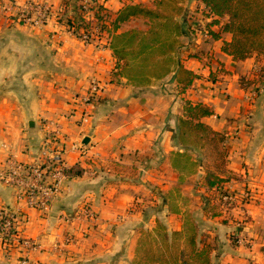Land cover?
Segmentation results:
<instances>
[{"label": "crops", "instance_id": "obj_1", "mask_svg": "<svg viewBox=\"0 0 264 264\" xmlns=\"http://www.w3.org/2000/svg\"><path fill=\"white\" fill-rule=\"evenodd\" d=\"M210 19L203 20L205 25ZM204 32L190 45L195 54L180 59L196 74L187 95L178 94V64L160 79L161 86L136 85L116 69L113 73L117 59L110 44L94 52L64 31L58 44L46 35L32 40L47 44L50 52L43 55L22 52V40L0 37V211L24 218L21 235L40 245L32 254L35 260L132 264L145 230L161 222L168 236L184 230V219L195 211L181 206L176 186L184 173L173 163L177 152H184L176 132L186 97L207 103L214 114L202 121L225 134L224 164L217 174L223 181L212 190H225L232 200L220 214L205 218L198 231L209 250L208 264H264V58L254 53L235 60L222 50L230 33L215 39L207 27ZM92 77L103 88L96 100L86 102ZM57 130L69 177L44 217L17 203L15 188L2 174L10 160L32 162L50 155L47 137ZM194 171L183 178L188 196L207 174L202 162ZM150 187H156L152 197ZM84 204L93 206L96 221L76 218ZM20 255L15 244L6 246L0 238V264H13Z\"/></svg>", "mask_w": 264, "mask_h": 264}, {"label": "rangeland", "instance_id": "obj_2", "mask_svg": "<svg viewBox=\"0 0 264 264\" xmlns=\"http://www.w3.org/2000/svg\"><path fill=\"white\" fill-rule=\"evenodd\" d=\"M97 1V2H96ZM123 1V2H122ZM0 0V37L8 36L9 40H22L20 44V50L24 53H30L33 50L43 53L50 52L47 48V44L44 46L40 42L36 45L32 43V40L42 41L47 38L54 40L56 44L60 41L61 32L68 31L69 34L84 46L92 45V49L95 52L96 48L110 44L113 34L114 25L113 20L116 15L121 11L123 7L128 4L138 3L142 6L152 8L160 13V17L154 14H140L131 18L130 21L121 24V31L136 29L139 32V36L136 39L135 44L129 46L131 49L130 54L127 55V59L133 58L142 50L141 34L147 33L146 40L143 44H151L153 48L143 53L142 60L134 61L133 63H139L132 70L135 75L144 77H150L151 84L161 86L160 79L164 78L167 74L176 69V63L183 58V55L193 56L195 53L190 50V45L194 43V38L197 33L205 34L204 28L207 27L204 21L209 17L208 10L202 6L200 0ZM160 3V4H159ZM125 4V5H124ZM44 7L46 9H44ZM119 10V11H118ZM116 11H118L116 13ZM96 13H99V17H96ZM223 20H226L225 18ZM86 21L89 24V30L85 26L82 27ZM107 21V22H104ZM203 21V22H202ZM182 23V33L177 34V30L174 23ZM159 25L161 28H159ZM7 27L11 29V32L6 34L1 30V27ZM81 26V27H79ZM149 30L151 32H149ZM156 31V32H155ZM202 31L203 33H200ZM71 32V33H70ZM88 32L90 36L86 41L82 38V33ZM164 41L163 44L159 42L155 43L156 39ZM30 39V41H28ZM126 37L117 41V45L123 44ZM89 44V45H88ZM62 45V44H60ZM94 46V47H93ZM111 47V46H110ZM185 47V48H184ZM190 50V51H189ZM53 51V49L51 50ZM55 51V50H54ZM264 58V52H260ZM259 55V54H258ZM170 58V59H169ZM262 58V59H263ZM187 60V59H186ZM125 63L126 60H123ZM118 63V62H117ZM117 63L114 66L113 73L116 71L125 75L127 70L124 68V64L121 62V68L117 67ZM264 71V65L261 66ZM116 69V71H115ZM118 69V70H117ZM123 69V70H122ZM126 70V71H125ZM125 71V72H124ZM140 73V74H138ZM113 76V74H112ZM91 79V78H90ZM138 78L136 81L141 82ZM249 81V80H248ZM132 84V83H131ZM179 95L186 94L185 91H181V86H178ZM177 94V93H176ZM184 101L182 102V104ZM197 134L194 130H188L186 134V145L182 146L184 152L182 153L186 157L180 159L176 155L175 162L179 164L185 176H189L195 172L196 163L202 162L207 173L209 172L211 177L221 174L224 148L219 136H211L212 134L205 135L201 130ZM177 135L180 134L179 123L177 127ZM205 135L204 139L198 137ZM220 135H225L220 133ZM179 153V152H177ZM197 153V156H196ZM197 159L194 161L193 159ZM138 175V174H137ZM204 175V176H203ZM202 178L196 183L197 189H194V196H188L189 186L185 179H180V183L176 186V189L181 193L182 208L188 210L194 209V216L188 215L184 219V230L177 232L174 235L166 237L164 229L166 228L163 222L158 223L152 229L145 230L146 235H142L138 250L135 252V259L132 264H158L156 258L160 263L173 264L174 258L178 264H187V258L191 264H207L205 258L208 259L209 250H205L197 256H194V244L191 243V237H195L196 247L206 248L205 243L200 240L198 231L206 225L205 218L220 214L221 210L228 207L232 200V195L225 190L213 189L218 182L209 181L211 177H206V174L201 175ZM186 182V183H184ZM174 188V193L177 190ZM152 190L155 192L156 187L149 188V196L152 197ZM212 190V191H210ZM173 189L165 191L163 197L171 195ZM179 193H177L179 195ZM224 193L230 194V200L223 199ZM186 199V200H185ZM189 199V200H188ZM167 204V200L165 202ZM170 210L169 207L165 209ZM191 213V212H190ZM97 215V214H96ZM91 223V222H90ZM195 235V236H194ZM167 245H171L170 249ZM192 253V254H191ZM192 256H191V255ZM201 257V258H200ZM159 263V264H160ZM228 264H235L228 262ZM249 264V263H246Z\"/></svg>", "mask_w": 264, "mask_h": 264}, {"label": "trees", "instance_id": "obj_3", "mask_svg": "<svg viewBox=\"0 0 264 264\" xmlns=\"http://www.w3.org/2000/svg\"><path fill=\"white\" fill-rule=\"evenodd\" d=\"M201 2L208 10L209 17H211L210 21L207 23L208 33L215 39L222 38L223 33H230L232 36L231 40H224V44L222 46V50L224 52L233 56L235 60H244L252 56L254 53L261 54L260 52H264V0H201ZM98 14L99 13H96V17L100 19L101 17H99L100 15ZM140 14H154L158 17L161 16L158 11L153 10L149 7L142 6L138 3L126 5L121 9V11L116 15V18L112 21L114 25V33L111 37L110 46L113 50L114 56L117 59L118 68H121L122 66H120V63H123V60H126L123 64L124 68L127 70V73H125V75L130 80V83L136 85H148L151 84L150 77L140 76L142 75L140 73H138L140 75H135L134 73H132V70L135 68V66L139 64L133 62L142 60L144 58L142 54L144 52H149L153 48L151 44H143V41L146 40L148 32L141 34V52L132 55L133 58L128 60L127 55L130 54L131 51V49H129L128 47L135 44L136 39L139 36V32L136 31V29L121 31V24L130 21L131 18H134L135 16ZM224 18L226 20H223ZM103 19L104 18H101V20ZM84 24L85 25H82V27L85 26L86 29L89 30V24H87L86 21H84ZM174 26L177 30L176 32L178 35L182 33V23L175 22ZM213 26H218V30H214L212 28ZM159 28H161L160 25ZM149 32L151 31L149 30ZM124 37H126V39L123 44L117 45V41L121 40ZM156 42H159L160 44L164 43L161 38H157L155 40V43ZM176 64H178L176 78L178 81V85L181 86V91L183 92L185 91L184 89H187L193 83L196 74L193 72V70L186 68L180 61H178ZM138 78L143 79H141V82H138L136 81ZM183 101L184 113L179 118V140L182 146L186 145V134L188 130H194L196 136L200 133L199 131L201 130L205 135H207L208 133L212 134L211 136L213 137L219 136V140L221 141L223 139V137L220 135L221 132L214 130L210 125L202 121V118L214 114L213 109L203 101H194L186 97H183ZM205 135L198 137V140L204 139ZM176 155L184 156L182 155V153H177ZM199 163H196V165H198ZM173 164L174 166L179 167V164L176 163L175 160ZM206 177L207 179L208 177H211L210 173H207ZM209 181L213 183L216 181L218 182L217 184H219L221 181H223V179L219 176H213V178ZM166 229L167 227L164 229V235L169 238ZM176 233L177 232H174L173 235ZM194 238L195 237H191V243L194 244V251L192 249L194 256H197L203 251L205 253V250L207 251V247L205 246L206 248L201 249L197 248L195 244L196 239ZM170 247L171 245H167V248L170 249ZM208 259L205 258L204 261L207 264L210 262V260ZM177 260V258H174L173 264H178L176 262ZM186 260L188 261L187 264H191L188 258ZM156 261L158 264L162 262L158 258H156Z\"/></svg>", "mask_w": 264, "mask_h": 264}, {"label": "built area", "instance_id": "obj_4", "mask_svg": "<svg viewBox=\"0 0 264 264\" xmlns=\"http://www.w3.org/2000/svg\"><path fill=\"white\" fill-rule=\"evenodd\" d=\"M88 36H90L88 32L82 33L84 41L88 39ZM102 88L101 81L92 77L89 80V91L85 101L96 100ZM83 121L88 122V117L84 115ZM59 135L57 130L47 137V146L52 148L50 155L32 162L10 160L2 174V177L15 188L17 203L38 209L44 217L50 214L69 177L59 145ZM224 194L223 199L230 200V194ZM96 214L91 204H84L76 214V218L90 223L96 221ZM18 216V213L9 210L0 211V238L6 246L15 244L21 253L13 264H44L32 257V254L39 250L40 245L33 238L21 235L19 226L24 218ZM72 238L68 237L67 240L71 241Z\"/></svg>", "mask_w": 264, "mask_h": 264}, {"label": "water", "instance_id": "obj_5", "mask_svg": "<svg viewBox=\"0 0 264 264\" xmlns=\"http://www.w3.org/2000/svg\"><path fill=\"white\" fill-rule=\"evenodd\" d=\"M31 125H34V123H32ZM89 141H90V138L89 137H85L83 142H84V144H88Z\"/></svg>", "mask_w": 264, "mask_h": 264}]
</instances>
